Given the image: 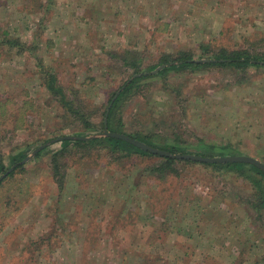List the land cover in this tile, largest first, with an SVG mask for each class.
Here are the masks:
<instances>
[{
	"label": "rangeland",
	"instance_id": "1",
	"mask_svg": "<svg viewBox=\"0 0 264 264\" xmlns=\"http://www.w3.org/2000/svg\"><path fill=\"white\" fill-rule=\"evenodd\" d=\"M0 31L28 46H0L2 162L44 145L0 175V264H264V211L235 173L178 164L180 175L159 177L148 159L118 165L99 144L50 172L57 138L99 124L136 68L177 50L207 56V45L264 51V0H0ZM50 76L74 108L68 117ZM119 110L126 133L168 143L173 129L187 154L223 149L264 164V67L142 78Z\"/></svg>",
	"mask_w": 264,
	"mask_h": 264
},
{
	"label": "trees",
	"instance_id": "2",
	"mask_svg": "<svg viewBox=\"0 0 264 264\" xmlns=\"http://www.w3.org/2000/svg\"><path fill=\"white\" fill-rule=\"evenodd\" d=\"M0 46H8V49L16 47L19 50H27L28 46L20 43V40L16 36H11L6 31H0ZM209 45H212L209 43ZM204 46V45H202ZM205 47V46H204ZM202 47V48H204ZM207 50L210 51V54L207 56H197L193 57L190 53L191 51H182L177 50L175 54L173 53H164L160 56L156 64L150 65L143 70L136 68L133 75L134 77H129L117 91V95L112 100V96L108 100L105 108L101 112V119L99 124H91L89 121H84V130L80 133H75L78 136L84 135L86 131H99L103 132L104 130V116L106 108L109 107L107 118H106V129L108 132H117L126 134L127 136L141 141L145 145L158 148L160 150H166L171 154H187L188 141L182 136L181 133L172 129L173 134L171 142L166 143V138L157 141L156 137L159 135L157 133L149 132H134L126 133L123 129L124 125L122 122L121 115L119 112L120 101L122 98L130 92L132 87L142 78L154 77L155 75H162L168 71H180V70H195L202 67H212V66H222L225 68H244L248 65L252 66H261L264 67V51L251 53L247 49H227L225 47L219 46L212 50L210 46H206ZM205 58V59H202ZM158 68V69H157ZM157 69V70H156ZM156 70V71H155ZM155 71V73H154ZM54 76H50L47 80L48 89L50 93L57 95L61 107L65 109L67 115L62 114L63 117H68L71 111H74V108L71 106V103L68 102L63 92L57 89L54 86ZM111 103V104H110ZM3 105H0V111ZM30 143V142H28ZM27 143V144H28ZM59 148L55 150L50 158V172L55 177L60 171V167L66 164V161L61 162V159H66L69 155L74 156L77 152V149L85 150L89 146L99 144L97 148L104 149L106 153L111 157L116 164H121L123 162H128L133 158L136 160L148 159L150 162L144 166L148 169L150 173H157L159 177H165L174 173V175H180L178 171L179 165H201L205 169H211L215 172H228L235 173L238 177H242L246 183H248L253 190L252 195L255 198L256 206L258 207L259 212L264 211V170L255 164L249 162H205L193 159H185L179 157H172L170 155H161L158 153H153L148 150H145L139 146L134 145L133 143L115 136L104 135L100 138L94 139H72V138H63L59 142ZM95 147V146H94ZM31 147L26 148L25 150L18 151L9 156L10 165L15 164L22 160L27 153L30 151ZM215 149V147H213ZM219 149L217 153H212L211 151H201L196 152L200 156L205 157H215V156H226L227 153ZM42 150L36 152L34 157L37 158L41 155ZM229 154V153H228ZM231 155V154H230ZM102 156L105 157V154ZM159 160L158 164L155 160ZM110 162V161H109ZM9 167L2 162V156H0V175L9 170ZM23 169V164H17L11 171H9L6 177L13 176L16 171H21ZM58 187H63V173L60 175ZM2 184V181L0 182Z\"/></svg>",
	"mask_w": 264,
	"mask_h": 264
},
{
	"label": "water",
	"instance_id": "3",
	"mask_svg": "<svg viewBox=\"0 0 264 264\" xmlns=\"http://www.w3.org/2000/svg\"><path fill=\"white\" fill-rule=\"evenodd\" d=\"M115 96H114V98H115ZM114 98H112V100ZM108 110H109V107L107 108V110L105 112V118H104V125L105 126H104V131H103V134L104 135L115 136V137H119V138L125 139V140L133 143L136 146H139V147H141V148H143L145 150H148V151L153 152V153H158V154H161V155H170L172 157H179V158H185V159H193V160H199V161H205V162H239V161L249 162V163L255 164L256 166H258V167H260L261 169L264 170V164L263 163H261L257 159H255V158H253L251 156H248V155H230V156H220V157L219 156H215V157H205V156H200V155H196V154H171L170 152H168L166 150H160L158 148H154V147L145 145L141 141L136 140L134 138H131V137L127 136L126 134L117 133V132H108L107 129H106V118H107ZM62 138L63 137H59L57 139L58 140H61ZM64 138H77V139H85L86 140V139H89L90 137H86V136L85 137L84 136H81V137L80 136L79 137L65 136ZM47 143H49V142H46V144ZM43 146L44 145H41V146H38L37 148H35L31 152V154L28 155V156H26L22 161H25L28 158L32 157ZM12 168H14V166H12L6 173H8ZM2 176H0V180H1Z\"/></svg>",
	"mask_w": 264,
	"mask_h": 264
}]
</instances>
